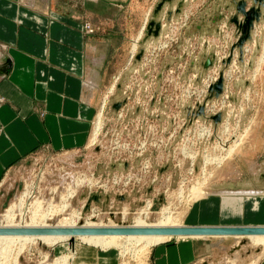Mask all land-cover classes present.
<instances>
[{"label": "rangeland", "instance_id": "374dc122", "mask_svg": "<svg viewBox=\"0 0 264 264\" xmlns=\"http://www.w3.org/2000/svg\"><path fill=\"white\" fill-rule=\"evenodd\" d=\"M137 1L145 7L141 14L136 10L133 12L134 35L141 27L146 11L152 7L151 16L153 7L160 0ZM245 2L246 8L253 5L252 0ZM128 3L118 4L119 11L112 21L115 33L121 30ZM53 4L50 6L58 9L63 5L69 6L71 11L80 9V4L74 0ZM167 10V6L162 9L161 22L166 28L162 37L146 47L140 63L132 64L133 39L127 52L121 50L118 60H114L118 64L113 68L118 71L115 75L121 73L114 83L118 80L116 84L120 88L117 93L115 86V92L109 94L110 83L103 91L99 110L101 114L105 106L103 125L96 141L92 142L94 126L87 148L76 152L35 150L5 179V187L0 191V217L12 204L17 208L22 203L21 209H15L14 213L25 220L33 215V206H38L36 202L41 203L42 211L52 207L48 204L53 202L56 210L67 201L79 178L94 184L77 187L76 197L72 198L74 208L81 213L80 225L94 215L91 220L95 222L117 220L120 225L132 226L137 218L144 217L142 214H148L150 222L172 217L188 227L184 224L187 209L201 202L206 193L264 192V189L262 192L240 190L244 184L259 181L254 174L264 167V60L254 72L261 51L264 59V20L255 24L252 41L243 46L242 60L234 49L230 63L222 66L221 60L228 58L229 47L236 42L235 26L228 21L235 12L232 0H187L180 19L169 23L164 20ZM261 11L264 15V6ZM239 18L242 20L243 17ZM190 26L193 35L186 34ZM107 27L105 19L97 27L87 21L83 31L85 35H92ZM175 27L178 30L174 33ZM217 28L222 32L219 36ZM170 36L171 39H167ZM165 39L164 46H160ZM246 46L252 48L251 53L246 52ZM212 50L215 63L205 71L203 63L209 60ZM220 71L222 94L205 102L208 87L218 79ZM243 95H246L245 99H242ZM115 101L125 103L118 112L112 109ZM197 104L203 105V115L199 114ZM217 114H221L222 121L214 127L210 116ZM242 136L235 152L220 162L227 149ZM207 155L216 161L205 164ZM195 188L205 194L195 197ZM27 189L30 192L23 199ZM89 196L100 197L99 202L93 201L90 209L86 207ZM66 214L67 211L58 217L63 218ZM50 223L55 221L50 220ZM202 239L207 240L206 245H202L195 264H254L260 254L248 237L199 240ZM81 246L82 249L85 246V250L90 248L77 240V254L72 262L65 261V257L73 256L67 245L54 248L41 244L14 246L7 253L3 251L6 255L0 256V264H79L82 260L78 258V248ZM92 248L100 250L94 247L90 250ZM141 248L129 245L103 251L112 256L106 264H150L151 248L145 251ZM256 264H264V257Z\"/></svg>", "mask_w": 264, "mask_h": 264}, {"label": "crops", "instance_id": "0c3cea01", "mask_svg": "<svg viewBox=\"0 0 264 264\" xmlns=\"http://www.w3.org/2000/svg\"><path fill=\"white\" fill-rule=\"evenodd\" d=\"M74 1L79 11L50 6L60 0H0V191L15 166L35 150L76 152L88 147L103 91L111 83L108 93L121 75H115L114 60L121 50L127 52L133 39L132 52L152 9L134 35L133 12L141 14L145 7L137 0ZM124 1L129 3L121 30L115 33L112 21ZM104 19L107 28L84 34L85 22L97 27ZM165 43L166 39L160 46ZM251 51L246 46V52ZM261 58L262 51L254 72ZM254 175L259 181L244 184L241 191L264 189V167ZM200 201L186 211L184 224L189 228L264 227V194L215 193ZM205 241L189 238L153 246L150 264H195ZM78 249L79 264H106L112 257L85 246Z\"/></svg>", "mask_w": 264, "mask_h": 264}, {"label": "bare ground", "instance_id": "6f19581e", "mask_svg": "<svg viewBox=\"0 0 264 264\" xmlns=\"http://www.w3.org/2000/svg\"><path fill=\"white\" fill-rule=\"evenodd\" d=\"M144 29H145V27H144ZM142 33L144 34V30ZM143 34L140 36L141 38H142ZM140 37L137 39V41L133 47V52H132L133 55L137 52L138 45H139V42L141 39ZM244 51H245V48H244ZM260 60L262 61V58ZM261 63L262 62H260V64ZM254 69H255V66H254ZM258 69H259V67H258ZM115 85H116V83H114L113 86L111 87L109 94H112L114 92ZM105 105H106V101H105ZM104 109H105V106L102 107V112ZM102 112H101V114H98V119H97V122L95 124V130H94L95 131L94 138H93L92 142L96 141L95 137L98 135V133L100 132V129L102 128V125H103ZM225 133H226V131L224 132V135H225ZM207 134H208V136H210L211 131L208 130ZM243 137L244 136L239 138L240 140L235 141L234 144L227 149L225 155L220 159V162L224 161L225 159H228L235 152L237 147L241 144ZM207 156H205V157H207ZM193 160H195V158ZM215 161H216V158L210 159L209 156H208V159L205 158V164L213 163ZM86 184H88L89 187L94 185L91 181L89 182L87 179H83V178L82 179L81 178L76 179L75 180V186H74L75 189H73L69 192L68 197H67V201H64V202L61 201L63 203H61V205H59V207L56 208V210H54L55 207L53 205V202H50L48 204V206H52V207H49L48 209H46V211H42L41 208L39 207V204H41V203L36 202V205H38V206L37 207L33 206V210H34L32 212L33 215L30 216L26 220L22 219L21 216L19 218H17L16 214L14 213L15 209H21L22 203H20L17 208H15L14 204H12V206L6 211V213L2 217H0V229H2V230H16V231H19V230H32V231L40 230V231H47V232H51V233H46V234H19V233H17V234L0 235V250H1L0 252H2V254L0 256L3 255V257H4V255H6V254L3 251H6V253H7L9 251V249L14 247V246L15 247L21 246V248H22V247H25L27 245H29V246L30 245H37L38 246L41 244V245H47V246L54 248L58 245H67L73 256L67 257V258L65 257V261H67L69 259L72 262V260L74 259V255L77 254V240L80 241L82 244H85L87 247L98 248L102 251H109L111 249H117V248H125L126 246H129V245H134V246L136 245L137 247L142 246L141 250L145 251V250L152 248L153 246H156V245L161 244V243L166 242V241H171L173 239L180 240V239H188V238L200 239V238H208V237H235V238L236 237H248L251 244L256 246L257 249H259V251H260L259 252L260 254L258 255V257H256L257 259H256V262L254 264H256L262 257H264V236L263 235L165 236V235H155V234H147V233H143V234H107V235H101V234L78 235V234H74V233H64V232H69V231H75L77 229H122V228H130V229H140V230H160V229L188 228V227H184L182 225V223L179 222V220H177L176 218H172V217H164L163 219L158 220L156 222L155 221L150 222L151 219H149L148 214L147 215L142 214V216H144V217L137 218L135 221V224L132 226L120 225V224H118L117 220L116 221L110 220L106 223H103L101 221L95 222V221L91 220L94 215L88 217L84 221V223L82 225H80V222L82 220L81 213L77 212L76 209L74 208L73 203H72V198L76 197L77 189H78L77 187H79V186L83 187V186H86ZM193 190L195 192L194 193L195 197H197L198 195L202 197L205 194V192L203 190H200L199 188H195ZM28 192H30V191H28V189H27V191L23 195V199L25 196H28V194H29ZM228 194H230V193H228ZM231 194H240V193H231ZM261 194H264V192L263 193H257V192L250 193V192H248L247 194L242 193V196H258ZM208 196L209 195L207 193H206V195H204L205 198ZM200 199H202V198H200ZM92 203H93V200H91V197L89 196L88 204L86 207L88 209H90V206ZM148 206L149 205H147V207ZM66 211H67V214L63 218H60V216L58 217L59 214L65 213ZM86 211H87V209H86ZM50 220H54L55 223L54 224L50 223Z\"/></svg>", "mask_w": 264, "mask_h": 264}, {"label": "water", "instance_id": "95a60500", "mask_svg": "<svg viewBox=\"0 0 264 264\" xmlns=\"http://www.w3.org/2000/svg\"><path fill=\"white\" fill-rule=\"evenodd\" d=\"M233 6L235 8L234 14H231L228 21L234 24L235 29L233 35L236 37V42L229 47L228 58L221 60L222 66H227L230 63L232 57V52L234 49L238 51V56L242 60L243 56V46L245 43L252 41V31L255 24L260 20H264V15L262 14L261 8L264 6V0H252L253 5L246 8L245 0H232ZM187 4V0H160L153 7L151 16L145 26L144 34L140 39L138 49L136 54L132 58V64L140 63L144 53L146 52V47L152 43H157L162 37V34L166 28L162 25L161 19L162 9L164 6L168 7L166 14L164 15V20L166 23L171 22L173 19L179 20L180 15L184 6ZM256 4L258 6H256ZM173 6L175 8L173 9ZM243 17L240 20L239 17ZM192 26V25H191ZM188 27L189 29L186 34L193 35V27ZM217 35H221L222 32L217 28ZM257 48V47H256ZM254 54V52H253ZM209 60L203 63V70H208L215 63V53L212 50L210 52ZM120 85L116 84L117 93L119 92ZM223 91V75L222 71L219 72L218 79L210 84L205 97V102L213 98H218ZM124 101H115L112 104V109L118 112L120 108L124 105ZM199 114L203 115V105L197 104ZM196 116V115H195ZM214 120V127L222 121L221 114H217L215 117L210 116ZM95 202H99V196H93L91 198ZM46 234L51 233L47 231L40 230H2L0 229V235L3 234ZM64 233H74L78 235H93V234H155V235H165V236H218V235H263L264 227H234V228H182V229H160V230H140V229H77L75 231H69Z\"/></svg>", "mask_w": 264, "mask_h": 264}]
</instances>
